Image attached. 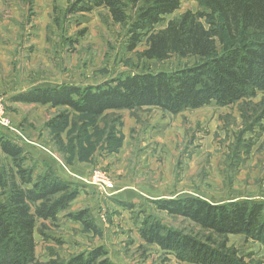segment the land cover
<instances>
[{
  "label": "rangeland",
  "instance_id": "obj_1",
  "mask_svg": "<svg viewBox=\"0 0 264 264\" xmlns=\"http://www.w3.org/2000/svg\"><path fill=\"white\" fill-rule=\"evenodd\" d=\"M75 4L0 0V135L31 153L28 164L35 165L36 173L53 167L80 191L57 221L45 222V235L36 232L37 260L68 259L102 247L115 264H191L147 244L138 229L149 216L175 228L199 229L157 209L153 202L159 199L264 201V114L255 109L264 93L252 99L245 113L240 103L221 107L212 102L179 114L144 107L100 118L66 106L18 101L19 94L36 88L95 86L195 62L144 59L145 38L129 50L127 26L114 23L106 7L72 12ZM188 10H199V2L181 0L157 28ZM9 161L0 149V163ZM78 211L87 212L96 230L69 217ZM229 245L251 264H264L261 243L230 235Z\"/></svg>",
  "mask_w": 264,
  "mask_h": 264
},
{
  "label": "trees",
  "instance_id": "obj_2",
  "mask_svg": "<svg viewBox=\"0 0 264 264\" xmlns=\"http://www.w3.org/2000/svg\"><path fill=\"white\" fill-rule=\"evenodd\" d=\"M197 1L199 10L185 11L157 28L180 8L181 0H96L90 4L77 0L72 12L104 6L114 23L127 26L129 50H135L145 38L142 58L163 62L176 57L195 62L170 71L129 74L95 86L36 88L19 94L18 101L66 106L91 118L144 107L179 114L212 102L221 107L240 103L245 113L252 99L264 93V0ZM255 109L264 114V99ZM0 149L10 158L0 163V264H115L102 247L68 259L39 262L36 232L46 234L45 222L57 221L59 213L78 197L79 186L52 168L36 173L35 165L28 164L33 161L31 153L8 135H0ZM153 203L199 228H175L151 216L142 221L140 237L179 261L251 264L229 245V236L240 235L264 245L263 200L212 203L186 197ZM69 217L96 230L86 211Z\"/></svg>",
  "mask_w": 264,
  "mask_h": 264
},
{
  "label": "built area",
  "instance_id": "obj_3",
  "mask_svg": "<svg viewBox=\"0 0 264 264\" xmlns=\"http://www.w3.org/2000/svg\"><path fill=\"white\" fill-rule=\"evenodd\" d=\"M98 177L104 180V182L107 184L108 187H112V184H109V182L106 181V177L103 174H99Z\"/></svg>",
  "mask_w": 264,
  "mask_h": 264
},
{
  "label": "crops",
  "instance_id": "obj_4",
  "mask_svg": "<svg viewBox=\"0 0 264 264\" xmlns=\"http://www.w3.org/2000/svg\"><path fill=\"white\" fill-rule=\"evenodd\" d=\"M50 168H53V167H50Z\"/></svg>",
  "mask_w": 264,
  "mask_h": 264
}]
</instances>
